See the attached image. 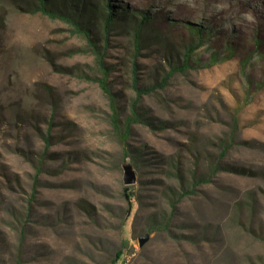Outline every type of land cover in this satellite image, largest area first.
Instances as JSON below:
<instances>
[{"label": "rangeland", "instance_id": "obj_1", "mask_svg": "<svg viewBox=\"0 0 264 264\" xmlns=\"http://www.w3.org/2000/svg\"><path fill=\"white\" fill-rule=\"evenodd\" d=\"M97 1L96 49L0 0V264H264V0H110L107 34Z\"/></svg>", "mask_w": 264, "mask_h": 264}, {"label": "trees", "instance_id": "obj_2", "mask_svg": "<svg viewBox=\"0 0 264 264\" xmlns=\"http://www.w3.org/2000/svg\"><path fill=\"white\" fill-rule=\"evenodd\" d=\"M13 4L21 10L22 12H27L31 14H42L44 16H47L50 19H59L62 21H65L69 24H71L74 27V30L76 33L81 34L86 37V39L89 40V42L92 43V46H94L96 49L97 43L95 38L92 36L94 33L92 31V22L94 20V15L97 14L98 10V1L94 0V3H92L90 0H11ZM105 7L108 8V12L104 15V32L107 34L108 30L112 27L113 23L115 22L116 18L122 17L118 15L117 8L115 6L110 5V0H106ZM129 12L126 8L125 11ZM148 14L144 13L142 17H140V22L135 25V42L138 44L137 37L140 36L143 25L146 24V21L149 17H147ZM189 27L192 31H194L196 34L199 35L200 40H202L203 34L205 32V28H203L201 25L196 24H189ZM92 31V32H91ZM104 33V34H105ZM105 34V35H106ZM107 36V35H106ZM199 40V41H200ZM138 45H136L137 47ZM199 46V44H196L194 47H189L185 53H184V63L183 67L187 64V61L189 57L192 55L194 50ZM138 48V47H137ZM137 51H135V55L137 54ZM97 54L101 56V65L103 67V56L102 52L100 53L97 51ZM185 68V67H184ZM103 73L105 75L108 74L106 69L103 67ZM132 87L137 91V96L135 98V101L131 104L132 107V116L126 118V121L123 126H119V110L114 105V95L110 92L108 87L106 86V81L103 79L101 81L102 88L108 92L111 96V103H112V109H113V125L114 127L119 131V135L122 139H128L130 131H131V124L136 123L139 120H142V115L137 111L136 102H138L139 97L141 95V92L146 91L148 92V89H141L138 85V76H137V64L133 62L132 66ZM49 130V129H48ZM48 140V138H47ZM126 143V141H125ZM48 143L46 142L45 146H47ZM125 155L129 156V152L126 151ZM234 170H241V169H234ZM244 171V170H241ZM124 190L126 192L127 188L124 187ZM124 196L127 198L128 202L131 203V194L124 193ZM164 226L166 224V221L163 222Z\"/></svg>", "mask_w": 264, "mask_h": 264}, {"label": "water", "instance_id": "obj_3", "mask_svg": "<svg viewBox=\"0 0 264 264\" xmlns=\"http://www.w3.org/2000/svg\"><path fill=\"white\" fill-rule=\"evenodd\" d=\"M124 183L126 185L132 184L135 181V173L132 171L130 166H126L124 169V177H123ZM149 236L141 235L138 237V243L139 246H143L148 241Z\"/></svg>", "mask_w": 264, "mask_h": 264}]
</instances>
